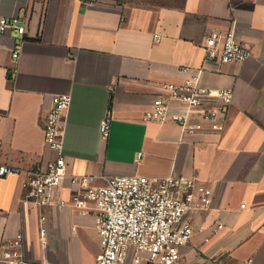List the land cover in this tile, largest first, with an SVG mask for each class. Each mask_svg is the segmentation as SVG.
<instances>
[{"label": "crops", "instance_id": "crops-1", "mask_svg": "<svg viewBox=\"0 0 264 264\" xmlns=\"http://www.w3.org/2000/svg\"><path fill=\"white\" fill-rule=\"evenodd\" d=\"M0 15H22L26 26L23 35L0 34V163L19 170L0 176V253L18 234L32 264H93L101 249L92 213L39 209L26 197L27 171L57 156L43 129L52 96L70 93L57 198L71 199L75 176H196L212 188V205L184 215L194 233L182 263L264 264V0H0ZM215 31L233 32L251 55L221 66L206 60ZM203 65L204 86L234 94L217 118L222 130L197 112L194 134L142 118L165 83L191 75L182 68Z\"/></svg>", "mask_w": 264, "mask_h": 264}, {"label": "built area", "instance_id": "built-area-1", "mask_svg": "<svg viewBox=\"0 0 264 264\" xmlns=\"http://www.w3.org/2000/svg\"><path fill=\"white\" fill-rule=\"evenodd\" d=\"M17 32L23 35L26 26L22 15H0V34ZM206 60L221 66L242 62L251 55V50L240 43L233 32L215 31L209 34L204 44ZM19 46L13 51L18 57ZM191 75L182 82L165 83L164 93L158 94L152 106L143 111L145 121L173 120L179 123L183 133L194 134L201 124L191 121V113H200L204 121L211 122L214 130L224 125L217 121L220 113L233 101L230 88L211 89L201 82L206 66L184 67ZM214 97L219 105L208 103ZM70 93L52 96L51 107L46 114L43 129L46 143L57 152L46 169L34 166L27 171L26 197L39 209L46 206L64 207L71 204L80 213H92L100 237L101 249L93 264H183L180 249L194 233L189 221L183 220L189 211L209 209L212 205V188L196 176L170 173L164 176L115 175L102 177V183L91 175L75 176L72 179L75 193L71 199L56 197V190L67 173V161L62 153L66 113L71 105ZM177 106L184 112L174 111ZM109 113L100 125L103 139L111 130ZM142 152L136 159L140 160ZM18 169L0 163V176L17 173ZM243 206V205H242ZM45 215L40 217V234L45 237ZM223 225L218 223L216 231ZM4 264H32L26 259L22 234L9 239L0 253ZM250 262H253L250 259Z\"/></svg>", "mask_w": 264, "mask_h": 264}]
</instances>
